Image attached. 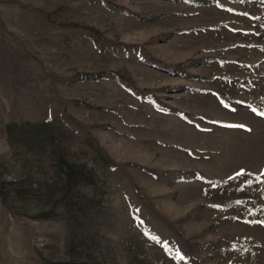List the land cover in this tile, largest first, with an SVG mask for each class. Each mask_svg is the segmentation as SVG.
Here are the masks:
<instances>
[{"label": "rangeland", "instance_id": "obj_1", "mask_svg": "<svg viewBox=\"0 0 264 264\" xmlns=\"http://www.w3.org/2000/svg\"><path fill=\"white\" fill-rule=\"evenodd\" d=\"M261 112L264 0H0V264H264Z\"/></svg>", "mask_w": 264, "mask_h": 264}, {"label": "snow or ice", "instance_id": "obj_2", "mask_svg": "<svg viewBox=\"0 0 264 264\" xmlns=\"http://www.w3.org/2000/svg\"><path fill=\"white\" fill-rule=\"evenodd\" d=\"M225 107H227V105H225ZM234 110V109H233ZM261 115H264V112H261L260 113ZM230 127H243V125H229ZM242 173H238V175H241ZM141 223H143L142 221H141ZM152 239L154 240V241H156L157 243H160V238L159 237H156V236H153L152 237ZM165 247H167L166 245H165ZM181 258H183V257H181Z\"/></svg>", "mask_w": 264, "mask_h": 264}, {"label": "trees", "instance_id": "obj_3", "mask_svg": "<svg viewBox=\"0 0 264 264\" xmlns=\"http://www.w3.org/2000/svg\"><path fill=\"white\" fill-rule=\"evenodd\" d=\"M219 96H221L220 95V93H219ZM193 177H203V178H207L205 175H203V173H201L199 170H194V173H193V175H192Z\"/></svg>", "mask_w": 264, "mask_h": 264}]
</instances>
